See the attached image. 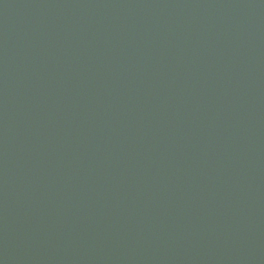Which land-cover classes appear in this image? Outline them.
<instances>
[{"label": "water", "instance_id": "1", "mask_svg": "<svg viewBox=\"0 0 264 264\" xmlns=\"http://www.w3.org/2000/svg\"><path fill=\"white\" fill-rule=\"evenodd\" d=\"M0 264H264V0H0Z\"/></svg>", "mask_w": 264, "mask_h": 264}]
</instances>
